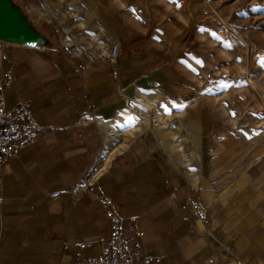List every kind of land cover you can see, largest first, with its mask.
Returning <instances> with one entry per match:
<instances>
[{
    "label": "crops",
    "instance_id": "obj_1",
    "mask_svg": "<svg viewBox=\"0 0 264 264\" xmlns=\"http://www.w3.org/2000/svg\"><path fill=\"white\" fill-rule=\"evenodd\" d=\"M167 43L153 36L149 45ZM33 50L0 40V68L15 71L6 109L28 102L43 126L4 170L0 264H73L97 254L99 236L110 231L101 193L140 220L144 246L162 264H264L262 145L230 127L218 131L215 113H187L207 160L192 175L157 128L142 126L149 120L134 114L122 130L127 102L142 89L169 86L172 67L134 59L128 69L122 51L117 62L103 53L81 66L59 64Z\"/></svg>",
    "mask_w": 264,
    "mask_h": 264
},
{
    "label": "rangeland",
    "instance_id": "obj_2",
    "mask_svg": "<svg viewBox=\"0 0 264 264\" xmlns=\"http://www.w3.org/2000/svg\"><path fill=\"white\" fill-rule=\"evenodd\" d=\"M20 2L23 16L44 38L33 51L51 62L81 66L107 55L117 42L128 69L134 59L147 60L149 68L172 67L169 86L142 89L145 94L124 115L129 120L122 130L134 125V114L139 123L149 120L150 125L142 126L157 128L192 175L199 171L197 162L207 160L185 124L187 113H215L221 119L211 123L218 131L230 127L252 145L264 147V0ZM152 35L169 43L152 48Z\"/></svg>",
    "mask_w": 264,
    "mask_h": 264
},
{
    "label": "built area",
    "instance_id": "obj_3",
    "mask_svg": "<svg viewBox=\"0 0 264 264\" xmlns=\"http://www.w3.org/2000/svg\"><path fill=\"white\" fill-rule=\"evenodd\" d=\"M121 53L117 42L111 44L107 58L117 62ZM118 77L117 72L113 73ZM15 80L13 66L0 68V204L4 170L7 163L16 158L25 149L33 146L39 139L43 129L28 102H20L12 109H6L5 92ZM239 99L245 100L243 96ZM139 101L133 98L127 102L128 110L134 111ZM94 184L89 186L94 191ZM98 200L106 211L110 223L107 235L99 236L100 250L88 258H82L73 264H162V256L150 253L144 246L146 236L140 220L136 216H123L115 206V202L105 193L98 195ZM205 218V215L202 214ZM4 229V219L0 210V238Z\"/></svg>",
    "mask_w": 264,
    "mask_h": 264
},
{
    "label": "water",
    "instance_id": "obj_4",
    "mask_svg": "<svg viewBox=\"0 0 264 264\" xmlns=\"http://www.w3.org/2000/svg\"><path fill=\"white\" fill-rule=\"evenodd\" d=\"M43 39L23 16L20 7L12 0H0V40L33 48Z\"/></svg>",
    "mask_w": 264,
    "mask_h": 264
},
{
    "label": "bare ground",
    "instance_id": "obj_5",
    "mask_svg": "<svg viewBox=\"0 0 264 264\" xmlns=\"http://www.w3.org/2000/svg\"><path fill=\"white\" fill-rule=\"evenodd\" d=\"M109 132H110L111 135H114L115 134V132L112 129L109 130Z\"/></svg>",
    "mask_w": 264,
    "mask_h": 264
}]
</instances>
